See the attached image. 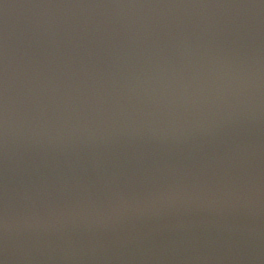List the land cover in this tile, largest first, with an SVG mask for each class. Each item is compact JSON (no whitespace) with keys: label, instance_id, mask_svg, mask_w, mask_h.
<instances>
[{"label":"water","instance_id":"water-1","mask_svg":"<svg viewBox=\"0 0 264 264\" xmlns=\"http://www.w3.org/2000/svg\"><path fill=\"white\" fill-rule=\"evenodd\" d=\"M0 264H264V0H0Z\"/></svg>","mask_w":264,"mask_h":264}]
</instances>
